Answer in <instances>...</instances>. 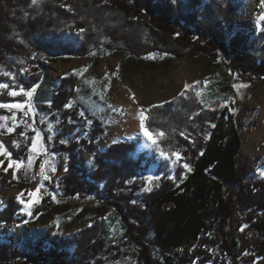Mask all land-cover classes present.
I'll list each match as a JSON object with an SVG mask.
<instances>
[{"label": "trees", "instance_id": "1", "mask_svg": "<svg viewBox=\"0 0 264 264\" xmlns=\"http://www.w3.org/2000/svg\"><path fill=\"white\" fill-rule=\"evenodd\" d=\"M241 5L233 0H38L36 5L31 0H0V69L15 74V81L0 74V83L9 85L0 90V103L27 101L22 95L6 94L21 85L25 90L39 85L37 93L50 69L47 62L97 52L122 53L136 60L201 55L252 82H264V20L253 37L238 30ZM196 89L146 109L145 127L160 146L152 145V154L139 153L142 133L99 147L106 134L104 124L83 102V97L98 98L76 74L62 78L44 97L51 103L36 106L30 101L34 120L31 112L25 117L17 111L18 126L11 133L2 129L0 141L11 160H22L24 166L15 172V167L0 171V196L34 180L37 157L30 146L35 133L19 123L27 120L43 136L49 156L68 158L67 174L46 181L48 196L32 216H48L57 198L79 204L95 201L102 210L113 208L112 218L123 233L118 242L108 243L105 225L96 221L70 238L55 235L35 242L34 232L27 229L31 218L22 212L20 200L12 197L0 210V264H114L130 256L124 251L130 245L138 250L140 264H152L150 247L170 255L164 264H188L195 255L218 248L226 264L237 252L230 232L234 209L228 188L235 191L240 209L253 213L248 219L252 230L264 236V178L245 180L236 161L242 148V119L234 120L219 101L204 105ZM4 114L0 108V116ZM161 149L181 159L173 172H168L166 162L158 163L160 184L146 191L148 183L142 175L157 164ZM81 150L92 157L89 167L81 160ZM194 247L199 249L192 252ZM207 255L206 262L212 258ZM256 256L264 258V246Z\"/></svg>", "mask_w": 264, "mask_h": 264}, {"label": "rangeland", "instance_id": "2", "mask_svg": "<svg viewBox=\"0 0 264 264\" xmlns=\"http://www.w3.org/2000/svg\"><path fill=\"white\" fill-rule=\"evenodd\" d=\"M233 1L242 4L239 9L240 18L237 20L238 30L247 32L252 37L257 35L260 31V17L264 16V5L261 4V0ZM47 63L50 69L45 76L43 85L37 93H34L31 99L32 103L36 106L40 103L48 104L49 99H44V97H49L51 90L59 84L62 78L71 74L80 76L91 89L93 96L98 98L96 101L92 96L83 97V102L104 124L106 134L97 143L101 149L136 138L141 134V130L135 133L129 132V124L127 125L129 117L134 116L137 112L141 115V109L146 111L149 107H157L180 95L185 90L186 83L192 85L194 81H200L199 84L193 85L188 90L197 88V93H200L197 96L204 105L210 106L219 101L221 107L227 109L234 120L242 119L244 125L240 134L242 148L236 161L239 168L244 170L245 180L264 178V82H252L240 73L227 71L219 63H211L201 55H192L185 59L151 55L142 60H136L122 53L97 52L86 58L64 56ZM33 71L26 74L29 75ZM205 82H207L206 86ZM234 85L239 87H234ZM133 94L136 102H133ZM4 110L6 113L4 116H8L10 119L0 121V125L11 127L14 123L11 117L13 115L16 117V112L20 110ZM2 129L7 130V127H0V131ZM143 138L144 141L139 146V153H151V142L145 136ZM41 141L46 149L47 146L44 144L42 135ZM34 153L37 157L32 177L34 180L6 190L0 196V210L5 207L8 199L19 196V200L24 201L22 212L29 219L31 218L27 229L34 232L35 242L39 241L41 237L49 239L55 235L61 238H70L75 233L94 225L96 221H101L105 225L104 234L108 243L118 242L123 231L121 224L112 218L113 208L102 210L95 201L79 204L57 198L48 216L44 215L38 219L32 216L42 199L48 196L47 180L39 172L41 162L50 157V164L45 166L46 172L48 176H54L56 180L68 172V158L65 155L49 156L48 153L44 154L40 151ZM80 157L83 164L89 167L92 157L82 150ZM156 157L157 164L151 165L142 175L147 179L148 185L144 189L146 191H149L147 190L149 188L154 190L160 184L162 174L159 171L158 163L166 162L169 164L168 172H173L175 163L181 159L180 155L165 159L160 155V152ZM0 160L4 161L3 165H0V171H4L12 161L11 157L9 158L6 154L0 155ZM51 166L55 167V172L49 170ZM187 170L189 169L187 168ZM149 177L152 178L151 183L148 182ZM37 187H40L39 193L29 196L26 190L34 191ZM227 191L226 195L231 200L234 209L233 219L230 220V232L236 242L237 252L235 259L226 264H264V258L256 256L257 249L264 246V236L255 233L248 223L249 216L253 213L241 210L237 204L235 191L233 192L229 188ZM57 194L60 196V191ZM2 228L3 226L0 225V230ZM212 236L214 237L215 233H212ZM198 249V247H194L192 252ZM124 251L130 256L124 257L123 260L114 264H140L139 252L136 247L130 245ZM206 253L212 255L210 261L206 262L207 254L200 257L195 255V258L188 264H224L221 262L223 256L218 248ZM31 254L35 256L34 253ZM168 256L170 255L160 248L150 247L148 251V257L152 264L157 262L164 264Z\"/></svg>", "mask_w": 264, "mask_h": 264}, {"label": "snow or ice", "instance_id": "3", "mask_svg": "<svg viewBox=\"0 0 264 264\" xmlns=\"http://www.w3.org/2000/svg\"><path fill=\"white\" fill-rule=\"evenodd\" d=\"M38 2V0H31V3L33 5H36ZM106 2V0H105ZM261 4L264 5V0H261ZM69 11H71V8L69 7ZM261 20H264V16H261L260 17ZM81 32H84L85 29H80ZM87 67V66H86ZM24 71V70H22ZM0 74H3L5 76H9L13 81H15V74L13 73H10V72H6V71H3L2 69H0ZM200 81H194L192 85H189V84H185V90L182 91L180 93L181 96H184L186 95V91L190 88L193 87V85L195 84H199ZM207 82H205V86H206ZM37 87H39V85H33L29 90H25V88L21 85L19 86L18 90L16 88H12L10 89L9 91H7V95H10V96H17V95H22L24 97H27V101L23 102V103H12V104H7V103H0V108H4V109H18L20 111H22L24 113V116L25 117H28L29 115V112L32 113V116H33V120L35 118V111L33 110V106L32 104L30 103L34 93L36 92V89ZM234 87H239V86H236L234 85ZM2 89H9V85L7 83H0V90ZM197 95H200V93H197ZM132 99H133V102H136L135 101V95L133 94L132 96ZM203 103V101H201ZM51 103V102H49ZM25 107H27V111H25ZM66 107H71V105H66ZM144 109H141V120H140V128H141V133L151 142L152 145H154L157 149H159V143L157 142V139L153 136L152 133L149 132V130L145 127V123H144V120L146 119V117L144 116ZM81 115H83V113H81ZM10 118L8 116H0V121H7L9 120ZM11 119L13 120V125L11 127H8L6 125H0V127H7V132L8 133H11L14 131L15 127L18 126L17 125V122H16V117L15 115H13L11 117ZM19 123H22L24 124L26 127H29L34 133H35V136L32 138L33 142L31 143V146H30V152H37V151H40L44 154L47 153V150L44 148V145L41 141V134L40 132L35 129L32 124H29L27 120H21L19 121ZM212 127H215V125L213 124ZM22 135H27L26 133H21ZM159 136L160 137H163L164 136V133L161 132L159 133ZM61 143H67L68 141L67 140H61L60 141ZM113 143H116V141H113ZM13 144L16 146V147H19V143L16 142V141H13ZM39 146V148H38ZM7 155L9 158L11 157V153L10 152H7V149L4 148L3 146V141H0V155ZM203 153H201L202 155ZM160 155L162 157H164L165 159H170L171 157L169 156V154L165 153L162 149L160 150ZM172 155H178L177 153H172ZM4 161L0 160V165H3ZM13 164H15V169H14V172L15 171H19L23 166H24V161L22 160H17V161H11L9 164H8V167L4 169L5 172L8 171V168H12L13 167ZM50 164V157L49 158H46L44 159L40 166H39V172L43 175V178L45 180H49L51 179L50 176L47 175V172H46V168L45 166L46 165H49ZM33 167V157L30 155L28 157V161H27V168H32ZM184 167L185 168H188L189 171H191V169L189 168V166L187 164H184ZM50 171L52 172H55L56 169L54 166H51L49 168ZM66 170V169H65ZM174 179V177H172ZM151 180L152 178L149 177L148 178V182L151 183ZM128 183H131V181H128ZM147 190H151L150 188L147 189ZM28 191V195L29 196H35L37 193H39L40 191V187H37L34 191L32 190H26ZM22 195V193H21ZM18 199H19V196H18ZM21 203H24L23 200L20 201ZM38 202V200H37ZM31 203V202H30ZM243 230V229H241Z\"/></svg>", "mask_w": 264, "mask_h": 264}, {"label": "bare ground", "instance_id": "4", "mask_svg": "<svg viewBox=\"0 0 264 264\" xmlns=\"http://www.w3.org/2000/svg\"><path fill=\"white\" fill-rule=\"evenodd\" d=\"M140 116V113L137 112L136 114H134V116L129 117V121L127 122V125L129 124V132L135 133L141 130Z\"/></svg>", "mask_w": 264, "mask_h": 264}]
</instances>
